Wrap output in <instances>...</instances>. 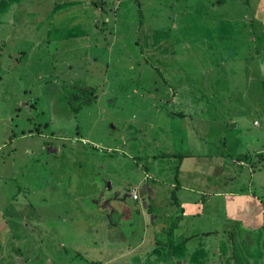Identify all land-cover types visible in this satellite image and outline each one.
<instances>
[{
    "label": "rangeland",
    "instance_id": "374dc122",
    "mask_svg": "<svg viewBox=\"0 0 264 264\" xmlns=\"http://www.w3.org/2000/svg\"><path fill=\"white\" fill-rule=\"evenodd\" d=\"M17 1L0 0L11 6L0 17V59L18 80L8 81L2 106L12 121L0 135V264H104L111 257L113 264H169L162 235L142 251L136 242L142 213L164 221L175 215L166 198L175 162L163 154L232 155L218 136L221 144L201 141L207 129L183 144L177 132L209 122L230 143L243 131H264V0ZM179 109L186 119L170 117ZM59 116L60 129L49 126ZM28 130L31 138L21 139ZM42 136L59 152L47 153ZM259 159L262 170L248 189L264 197ZM153 183L161 190L144 208L139 190ZM118 186L129 218L110 231L122 217L118 207L100 210L90 196L115 197ZM133 189L137 200L128 197ZM216 208L214 227L223 234L184 251L204 250L212 264H264V229L248 246Z\"/></svg>",
    "mask_w": 264,
    "mask_h": 264
},
{
    "label": "crops",
    "instance_id": "0c3cea01",
    "mask_svg": "<svg viewBox=\"0 0 264 264\" xmlns=\"http://www.w3.org/2000/svg\"><path fill=\"white\" fill-rule=\"evenodd\" d=\"M16 2L18 1L16 0ZM10 7L11 6H8L7 4L0 6V17L4 15L2 12L10 10ZM29 10L30 12H35L32 7H30ZM12 11H14V9ZM12 14L13 13L9 14V16ZM2 59H0V113L3 116H0V135L3 138L9 133L5 121H12L9 117L10 115H4L5 112L2 108L5 99L4 97L6 96L5 89L12 90L13 88L12 85L8 83L9 80L13 82H17L18 80H12L11 75L5 72ZM26 91L27 90H25V92ZM176 94L177 93H175L173 97H175ZM17 104L18 108L20 105L19 100ZM24 105L27 104L24 103ZM176 111L178 113H176ZM172 113L173 114L170 116L172 118L179 115L178 117L186 119L187 116L183 109L175 110V112ZM64 118L65 117L63 116L54 118L49 123V126L51 124L53 127L60 129V124L64 121ZM196 123V126L190 127V124H188L187 126L182 127L181 131L179 130L177 132V134L179 133L177 139L181 144H183L185 138H188L187 136H189L190 139H196L199 135H202L201 128L203 130L207 129L210 131L209 134H207L208 138L204 140L201 139V141H206L209 138L215 139V136H218V138L223 139V141L221 140L223 146H228V149L225 147L224 150H230L232 155L230 154V157L226 155V159H224L223 153L219 151L197 154L178 153V151H174L172 154H163L166 159L171 158L175 162L172 171H170L173 176L169 186L171 191L166 197L170 207L175 210V215L170 216L169 213H166L164 219H167V221H164L163 218H161L160 213L158 215L159 218L152 216L151 219L147 218L145 213H142V216H144L145 219V224L141 230L142 236L136 240V242H140V245L137 248L139 251H142L146 247V244L148 245L155 241V234L162 235L163 241L161 240L160 244H164V249H169V252L167 253V259H170L169 264H212L208 259L210 254L208 255L206 251L203 250L201 253H197L199 250L193 249L185 252L184 249L189 242H205L211 240L214 236L215 239L218 238L219 236L216 235L223 234L222 230L214 227V220L212 218L214 210L217 209V205H221L224 209L223 216L220 219H224L228 223L235 222L234 225H237L240 231L239 240H243L244 244H247L248 246L254 245L251 240H254V236L256 234L258 235L263 230L264 225V197L248 189L252 187V185H255L256 172L261 171L263 167L260 161H258L260 160L258 155L264 154V142H261L264 131H246L247 135H245L243 133L245 131H243L237 139L227 143L225 133L219 135L216 131V129L220 130L217 124L212 125L209 124V122H204L201 125L198 124V122ZM255 124L256 122H254V125ZM227 129L228 128H225L224 130ZM31 133V130H28L26 133H23L21 139L31 138ZM42 140V146L47 153L55 154L59 152L58 147H51L48 138L44 139L42 136ZM10 142H12L11 144L16 143L12 138L10 139ZM216 144H221L220 140H216ZM1 146L2 145H0V150L2 148ZM29 146L30 144H27L24 147V153L27 155L32 153L27 148ZM17 149V147L14 148L12 154H16ZM241 156H247V161H241V159H239ZM229 160L232 164L237 166V170L230 168L228 165ZM255 161H258V163ZM234 165H232V168ZM155 176L159 180L160 172ZM152 180L156 181L154 179ZM237 184H243L248 187L244 188L243 185L241 186ZM235 185L238 186L236 189H239L240 191L234 190ZM158 187L159 186L153 183L143 185L140 188L139 192L140 195L142 194L144 208L147 206H153L155 199H157V191L161 190ZM118 188L120 189L116 191V198H108L105 191L102 190L98 191L95 195L90 196L93 205L100 210H105L106 212L110 211L112 214L116 212V207H118V211L121 215L125 212L124 210L129 211V208L124 207L126 197H123V201L118 199L123 193L122 186H118ZM129 194L128 197L133 199L131 193ZM123 217L125 216L122 215V217L119 218L121 221H119V223H114L113 221L110 222V231L117 230V226L124 225L125 222L128 223L129 216L126 218ZM147 219H149L148 221L150 222H148ZM209 221L211 227L207 226ZM129 223L131 227L135 224L131 216ZM203 224H206V226ZM231 225H229V227H231ZM146 231L153 233L150 240L148 239V233L146 234ZM253 233H255V235ZM210 236L212 237L209 238ZM171 242H173V244ZM129 254H133L134 256L136 254V249H132ZM199 257L202 259H199ZM116 261H118V259L111 257L108 261L104 262V264H113Z\"/></svg>",
    "mask_w": 264,
    "mask_h": 264
},
{
    "label": "trees",
    "instance_id": "16d2710c",
    "mask_svg": "<svg viewBox=\"0 0 264 264\" xmlns=\"http://www.w3.org/2000/svg\"><path fill=\"white\" fill-rule=\"evenodd\" d=\"M258 157L263 158L264 154L258 155ZM239 159H241V161H243V160L247 161V156H241ZM263 229H264V225H263Z\"/></svg>",
    "mask_w": 264,
    "mask_h": 264
},
{
    "label": "built area",
    "instance_id": "2783aa9c",
    "mask_svg": "<svg viewBox=\"0 0 264 264\" xmlns=\"http://www.w3.org/2000/svg\"><path fill=\"white\" fill-rule=\"evenodd\" d=\"M83 143H85V141H82ZM131 197L135 200V199H137V194H136V191L135 190H133L132 192H131Z\"/></svg>",
    "mask_w": 264,
    "mask_h": 264
},
{
    "label": "flooded vegetation",
    "instance_id": "af4514ba",
    "mask_svg": "<svg viewBox=\"0 0 264 264\" xmlns=\"http://www.w3.org/2000/svg\"><path fill=\"white\" fill-rule=\"evenodd\" d=\"M123 194H124V193H122V195L118 197V199H119V200H122V199H123V197H127V195H126V194H125L124 196H123ZM129 195H130V194H129ZM122 201H123V200H122Z\"/></svg>",
    "mask_w": 264,
    "mask_h": 264
},
{
    "label": "water",
    "instance_id": "95a60500",
    "mask_svg": "<svg viewBox=\"0 0 264 264\" xmlns=\"http://www.w3.org/2000/svg\"><path fill=\"white\" fill-rule=\"evenodd\" d=\"M116 197H117V195H116ZM116 197H115V198H116Z\"/></svg>",
    "mask_w": 264,
    "mask_h": 264
}]
</instances>
